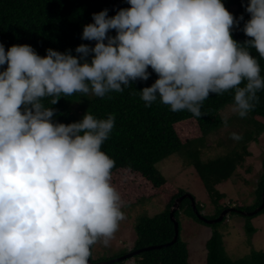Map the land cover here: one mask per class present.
<instances>
[{"label": "clouds", "instance_id": "clouds-1", "mask_svg": "<svg viewBox=\"0 0 264 264\" xmlns=\"http://www.w3.org/2000/svg\"><path fill=\"white\" fill-rule=\"evenodd\" d=\"M126 2L112 16L92 13L81 39L95 44L78 45V56L52 48L41 56L28 44L6 51L0 43V264H89L91 246H109L124 219L111 182L115 161L101 149L115 115L87 111L54 122L43 98H103L147 81L150 67L158 78L139 91L145 106L159 98L199 117L210 93L232 90L231 111L243 118L259 101L264 76L250 50L264 59V0L242 4L250 15L243 44L231 35L243 15L235 18L223 0Z\"/></svg>", "mask_w": 264, "mask_h": 264}, {"label": "trees", "instance_id": "trees-1", "mask_svg": "<svg viewBox=\"0 0 264 264\" xmlns=\"http://www.w3.org/2000/svg\"><path fill=\"white\" fill-rule=\"evenodd\" d=\"M246 3L247 0H223L225 8L235 18L243 15L244 19L240 20L239 25L231 32L232 38L241 44L250 39L242 31L244 22L250 18L242 6ZM126 7H130L126 0H0V43L4 44L6 51L14 44H28L41 56L46 55L48 48L60 52L71 50L72 55L78 56L79 54L74 51L78 45L83 43L94 46L95 44V41L81 39L83 26L92 22V13L108 9V15L112 16L120 8ZM108 35L114 36L115 30H110ZM250 51L257 57L261 76H264V59L259 58L255 50ZM88 59L90 60V56ZM5 67L6 65L0 67V70ZM148 71L151 75L147 81L139 79L130 81L123 91L109 92L103 98L90 93L77 92L70 96L61 94L59 97H45L42 103L46 107L55 109L52 118L54 122L64 124L80 120L87 111L97 118H106L109 114L115 115L114 128L101 146L102 151L115 161L113 176L117 173L129 172L163 192L167 179L158 164L172 155H184L188 159V166L195 168L197 177L203 182L212 202L216 205L217 213L213 217L206 216V218H217L224 209L228 208L220 206L221 201L226 198V193H221L218 186L226 187L229 184L237 168L244 164L246 156L251 155L248 151L249 143L257 141L258 136L264 133V89L257 92L259 101L255 102V106L248 114L243 118L238 116L244 120L242 126L244 132L240 143L226 154L204 161L201 158V146L205 145L211 134L225 126L221 111L232 105L234 92L229 90L219 95L210 93L201 103L199 117L193 116L187 110L173 112L169 106L161 103L159 98L150 106H145L139 91L143 87L151 86L158 78L150 67ZM54 98L57 102L53 105L51 101ZM190 121L196 123V129L200 131L201 136L188 139L186 136L191 131L179 132L178 127ZM181 135L185 136L181 137ZM263 190L264 174L256 189L255 202L247 208L240 206L236 208L246 212L255 210L262 203ZM184 193L179 189L160 214L154 217L143 216L139 219L136 225L137 242L134 250L165 245L173 240L175 226L170 211L175 200ZM196 205L202 212V206L199 203ZM181 211L206 224L197 217L190 199L186 198L175 213L180 232ZM263 214L264 210L253 216L240 214L247 219L245 228L250 236L256 233L251 220ZM225 219L209 226L217 228ZM206 248L205 264H264L263 251H254L238 260L230 258L224 247L223 235L217 229L207 241ZM125 253L129 252L109 259L94 260L91 249L89 264H102V262L125 264V261L110 262ZM133 258L136 264H190L188 246L180 237L174 244L145 251Z\"/></svg>", "mask_w": 264, "mask_h": 264}, {"label": "rangeland", "instance_id": "rangeland-1", "mask_svg": "<svg viewBox=\"0 0 264 264\" xmlns=\"http://www.w3.org/2000/svg\"><path fill=\"white\" fill-rule=\"evenodd\" d=\"M221 117L227 121L225 126L211 134L205 145L201 146V158L204 161L222 156L238 145L241 139H232L233 132L238 133L241 138L243 136L244 120L231 111V105L221 111ZM196 127V123L190 121L179 126L178 130L183 133L191 131L186 137L192 139L201 136ZM248 151L251 155L246 156L244 164L237 168L229 184L226 187L218 186L221 193H226V198L221 201L220 206L247 208L255 202L256 189L264 174V133L258 136L257 141L249 143ZM187 162L188 159L184 155L176 154L158 164L167 179L163 192L129 172L112 175L111 182L121 195L124 219L120 221L109 246L105 247L100 243L93 245L94 260L109 259L133 251L137 242L136 225L139 219L160 214L179 189L185 192L184 195L191 194L195 197L196 202L202 206V213L205 216L213 217L217 213L216 205L212 202L203 182L197 177L195 168H190ZM143 198L145 200H141ZM179 220L180 239L188 246L190 264L206 263V243L216 229L223 235L224 247L233 260L244 258L254 251L264 252V214L251 220L256 228V233L252 236L245 228L247 219L238 213H230L217 228L198 222L187 216L184 211L180 212ZM124 261L125 264H136L134 258Z\"/></svg>", "mask_w": 264, "mask_h": 264}, {"label": "water", "instance_id": "water-1", "mask_svg": "<svg viewBox=\"0 0 264 264\" xmlns=\"http://www.w3.org/2000/svg\"><path fill=\"white\" fill-rule=\"evenodd\" d=\"M186 198L190 199L191 205H192L197 217L209 225H213V224H217V223L222 222L225 219V217H227L232 212H239L240 214H242L244 216H253V215H257L258 213H260L264 210V190H263V194H262V203L255 210H253L251 212H246V211H242V210L240 211L234 207H228V208L224 209L217 218H214V219L206 218V216L197 209V205H196L197 202H196V199L194 198L193 195H191V194L182 195L175 200L174 205L172 206L171 211H170V216H171V219H172L174 226H175V236L170 243L165 244V245L149 246V247H145L142 249L133 250V251L121 256V257H118L116 259L111 260L110 262H115V261L120 262V261L128 260V259H131V258H133V257H135V256H137V255H139L145 251H150L153 249H160L162 247L169 246V245L177 242L179 237H180V230H179V222L177 221V219L175 217V213L180 209V206H181L183 200ZM91 249H92V246H91ZM90 261H91V259L89 257V262ZM106 263L107 262H102V264H106Z\"/></svg>", "mask_w": 264, "mask_h": 264}]
</instances>
